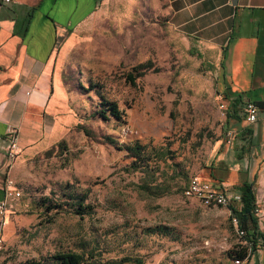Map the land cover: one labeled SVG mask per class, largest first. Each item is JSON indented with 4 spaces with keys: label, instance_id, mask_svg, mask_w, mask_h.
Wrapping results in <instances>:
<instances>
[{
    "label": "rangeland",
    "instance_id": "1",
    "mask_svg": "<svg viewBox=\"0 0 264 264\" xmlns=\"http://www.w3.org/2000/svg\"><path fill=\"white\" fill-rule=\"evenodd\" d=\"M168 4L99 0L59 44L57 113L46 120L47 132L51 124L56 129L21 149L11 171L20 196L7 215L1 263L76 251L143 264H233L244 242L229 209L184 195L193 177L215 181L213 167L223 157L236 162L227 142V132L235 135L228 102L215 57L171 24ZM146 62L157 72L128 82L127 73ZM103 99L118 104L120 121L96 116ZM136 142L168 157L133 171L124 147ZM75 195H87L91 214H75Z\"/></svg>",
    "mask_w": 264,
    "mask_h": 264
},
{
    "label": "crops",
    "instance_id": "2",
    "mask_svg": "<svg viewBox=\"0 0 264 264\" xmlns=\"http://www.w3.org/2000/svg\"><path fill=\"white\" fill-rule=\"evenodd\" d=\"M98 2L0 0V201L13 170L7 171V130L19 129L21 149L36 143L47 130L46 120L57 113L58 106L60 80L53 69L57 48L93 14ZM168 2L171 24L191 45L215 57L218 84L228 107L232 97L243 101L237 118L228 122L235 132L232 154L236 162L230 165L226 157L217 159L220 163L214 174L224 178L230 196H236L234 185L254 181L257 205L264 213V0H238L237 5L233 0ZM247 99L263 105L254 124L245 120ZM53 127L46 132L53 133ZM248 135L252 136L249 146ZM244 264H264V248H258Z\"/></svg>",
    "mask_w": 264,
    "mask_h": 264
},
{
    "label": "trees",
    "instance_id": "3",
    "mask_svg": "<svg viewBox=\"0 0 264 264\" xmlns=\"http://www.w3.org/2000/svg\"><path fill=\"white\" fill-rule=\"evenodd\" d=\"M155 71L151 62H146L139 64L131 69L126 75V79L133 85H136L138 79L145 77L149 72ZM79 88L85 92L90 91L89 88H85L83 85H79ZM242 98L241 97H232L227 108L226 122H229L231 119L237 118L238 112L242 109ZM260 108L263 106L262 103H256ZM122 110L119 108L118 104L114 101L103 99L100 103V109L96 112V116L102 120L108 121L110 118L120 121L122 119ZM248 134L251 131L248 130ZM245 136L247 134H244ZM245 139V138H244ZM248 141L247 145H251L252 136H247ZM110 144H116V141L109 139ZM65 142L59 143L63 145ZM249 149V147H248ZM124 150L127 152V157L131 159L129 167L133 171L146 170L150 166V162L155 159L156 161H163L168 157L169 151H164L161 149H153L150 153H147L145 147L140 143L136 142L132 145L124 147ZM245 150L241 149L240 153L237 155V159L241 160ZM213 173L211 174L212 178L218 182L220 185H223L224 178L217 176ZM224 191L226 189L224 187ZM233 191L236 196L239 197L240 201L238 203L231 204L228 209L230 210V216L233 215L239 218L240 228L246 232L245 239L247 243H243L238 246V249L235 251V255L232 256L233 264L235 260L248 261L255 253L258 248H264V229L259 225L258 217L255 214V210L258 208L256 194H255V184L254 181L248 179L244 180L242 183L234 185ZM87 195L84 196H73L74 203L73 211L79 216L89 215L92 212V208L89 204H86L85 201ZM48 209L55 208L56 205H52L51 201L48 198H45ZM212 206V205H211ZM234 229V228H233ZM235 232V231H234ZM143 264L140 259L132 260L130 258L124 257L120 260H106L102 257H97L94 253H79L76 251H59L48 257H44L40 260H30L25 262H20L18 264ZM0 264H3L0 262Z\"/></svg>",
    "mask_w": 264,
    "mask_h": 264
},
{
    "label": "built area",
    "instance_id": "4",
    "mask_svg": "<svg viewBox=\"0 0 264 264\" xmlns=\"http://www.w3.org/2000/svg\"><path fill=\"white\" fill-rule=\"evenodd\" d=\"M11 0H3V2L9 3ZM261 112L260 107L256 102L252 100H246L244 103L245 120L248 124H254L259 120V114ZM7 171L10 172L20 153L21 148L19 145V129L16 127H9L7 130ZM234 137L232 132H227V142L230 143ZM184 195L187 198H196L202 201L206 206L217 205L228 208L231 204L238 203L240 201L238 196H230L224 191V186L218 182H211L210 180H204L199 177H193L188 182L185 188ZM20 196V192L17 190L14 182L10 176L6 179L4 197L0 201V250L5 245L4 228L7 224V215L12 208V201ZM230 211V210H229ZM255 214L258 217L259 225L264 227V213L259 208L255 210ZM231 223L234 231L238 237L242 240L245 239L246 232L240 228L239 218L235 215L231 218ZM244 243H247L246 240ZM245 261L235 260L234 264H244Z\"/></svg>",
    "mask_w": 264,
    "mask_h": 264
},
{
    "label": "water",
    "instance_id": "5",
    "mask_svg": "<svg viewBox=\"0 0 264 264\" xmlns=\"http://www.w3.org/2000/svg\"><path fill=\"white\" fill-rule=\"evenodd\" d=\"M237 3H238V0H233L234 5H237Z\"/></svg>",
    "mask_w": 264,
    "mask_h": 264
}]
</instances>
